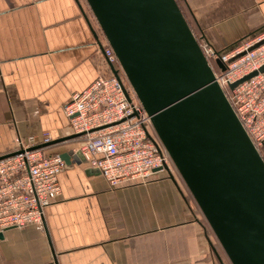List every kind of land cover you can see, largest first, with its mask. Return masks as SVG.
Returning a JSON list of instances; mask_svg holds the SVG:
<instances>
[{
    "label": "crops",
    "instance_id": "0c3cea01",
    "mask_svg": "<svg viewBox=\"0 0 264 264\" xmlns=\"http://www.w3.org/2000/svg\"><path fill=\"white\" fill-rule=\"evenodd\" d=\"M179 1L198 41L216 51L264 31V0ZM97 28L85 0H0V157L18 138L71 135L63 105L109 73ZM89 168L71 160L59 174L43 230L0 231V264H220L179 177L112 189Z\"/></svg>",
    "mask_w": 264,
    "mask_h": 264
},
{
    "label": "water",
    "instance_id": "95a60500",
    "mask_svg": "<svg viewBox=\"0 0 264 264\" xmlns=\"http://www.w3.org/2000/svg\"><path fill=\"white\" fill-rule=\"evenodd\" d=\"M85 1L231 264H264V159L215 81L177 1ZM60 156L67 165L85 162L80 151Z\"/></svg>",
    "mask_w": 264,
    "mask_h": 264
},
{
    "label": "built area",
    "instance_id": "2783aa9c",
    "mask_svg": "<svg viewBox=\"0 0 264 264\" xmlns=\"http://www.w3.org/2000/svg\"><path fill=\"white\" fill-rule=\"evenodd\" d=\"M97 26L95 33H100L104 42L98 41L99 53L118 75L109 67L107 75H99L63 105L71 135H78L77 147L72 151H80L84 163L98 169L112 189L146 184L161 173L175 176L150 116ZM198 43L215 81L260 153L264 147V71H260L264 66V31L226 51ZM217 60L224 70L217 66ZM254 72L234 88L229 87ZM50 142L48 135L42 140L18 138L15 154L0 159V231L27 226L44 229L46 207L59 196L58 177L67 166L59 153L39 147Z\"/></svg>",
    "mask_w": 264,
    "mask_h": 264
},
{
    "label": "trees",
    "instance_id": "16d2710c",
    "mask_svg": "<svg viewBox=\"0 0 264 264\" xmlns=\"http://www.w3.org/2000/svg\"><path fill=\"white\" fill-rule=\"evenodd\" d=\"M176 1H177V4H178V6H179V8H180V10H181V12H182V14H183L185 20L187 21V23H188V25H189V27H190L192 33H193V34L195 35V37H196V34L194 33V31H193V29H192V26H191L190 22H189L188 19H187V11H186L184 5L182 4L181 1H179V0H176ZM196 38H197V37H196ZM70 141H77V142H78V136L75 137V138L70 139ZM53 146H54L53 144H48V145H45L44 148H45L46 150H50ZM50 153H51V152H50ZM260 154H261L262 158L264 159V148L261 149ZM174 168H175V167H174ZM175 170H176V169H175ZM176 172H177V171H176ZM177 174H178V173H177ZM178 175H179V174H178ZM181 180H182V179H181ZM188 195H189V199H190L191 201L194 202V204H195L197 210L201 213V211H200L198 205L196 204V202H195V200L193 199L192 195L190 194L189 190H188ZM194 213H195V211H194ZM201 214H202V213H201ZM203 218H204V216H203ZM203 225H204V227H205L208 231H210V232L213 233L212 229L210 228V226H209V224H208V222L206 221L205 218H204V223H203ZM213 234H214V233H213ZM214 236H215V235H214ZM217 243H218V248H214V250H215V254H216V256H217V260L219 261L220 264H231L230 260L228 259L227 255H226V253L224 252L223 248L221 247L220 243H219L218 241H217Z\"/></svg>",
    "mask_w": 264,
    "mask_h": 264
},
{
    "label": "rangeland",
    "instance_id": "374dc122",
    "mask_svg": "<svg viewBox=\"0 0 264 264\" xmlns=\"http://www.w3.org/2000/svg\"><path fill=\"white\" fill-rule=\"evenodd\" d=\"M48 152H51V151H49L48 150ZM174 170V169H173ZM174 175H175V177H179L180 178V176L177 174V172L174 170V173H173ZM181 179V178H180ZM187 195H188V193H187ZM187 197H189V195L187 196ZM191 201V200H190ZM191 207L193 208V210L196 212V214H197V216L200 218V220L204 223V218H203V215L197 210V208H196V206H195V204H194V202L193 201H191ZM202 215V216H201Z\"/></svg>",
    "mask_w": 264,
    "mask_h": 264
}]
</instances>
